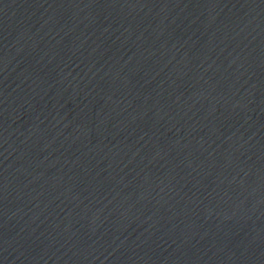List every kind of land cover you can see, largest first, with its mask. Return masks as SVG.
I'll return each instance as SVG.
<instances>
[{"label": "water", "instance_id": "water-1", "mask_svg": "<svg viewBox=\"0 0 264 264\" xmlns=\"http://www.w3.org/2000/svg\"><path fill=\"white\" fill-rule=\"evenodd\" d=\"M0 264H264V0H0Z\"/></svg>", "mask_w": 264, "mask_h": 264}]
</instances>
